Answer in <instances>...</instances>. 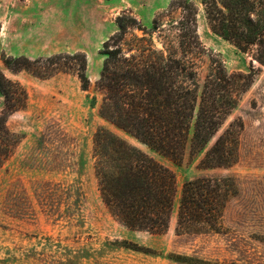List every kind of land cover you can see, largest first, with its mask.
<instances>
[{"label":"rangeland","instance_id":"rangeland-1","mask_svg":"<svg viewBox=\"0 0 264 264\" xmlns=\"http://www.w3.org/2000/svg\"><path fill=\"white\" fill-rule=\"evenodd\" d=\"M180 1L0 0V73L14 83L8 87L15 101L22 89L27 96L25 106L6 118L7 128L21 137L0 166V264H264V65L253 51L242 52L210 31L202 0H187L196 8L201 51L188 54L195 63L194 80L202 83L210 59L221 61L229 73L254 72L216 134L231 122L242 125L235 161L206 168L199 165L201 154L188 152L173 161L98 112L103 93L96 80L103 45L117 31V18H133L124 35V51L135 52L145 43L137 40L143 36L138 25L149 29L155 19L159 30L145 38L156 49L176 48L185 15ZM77 53L85 57L87 89L75 73L52 71L46 61ZM7 58L28 64L30 70H10L3 63ZM5 110L0 91V114ZM100 126L172 171L175 208L164 233L129 230L102 203L93 166V133ZM226 176L233 179L235 193L224 209L221 230L177 232L182 184Z\"/></svg>","mask_w":264,"mask_h":264},{"label":"trees","instance_id":"trees-1","mask_svg":"<svg viewBox=\"0 0 264 264\" xmlns=\"http://www.w3.org/2000/svg\"><path fill=\"white\" fill-rule=\"evenodd\" d=\"M202 3L210 31L242 52L253 51L254 59L264 65V0ZM179 6L185 15L176 48L156 49L145 38V34L159 30L155 19L149 29L138 25L143 36L137 40L145 43L135 52L124 51V35L133 18L126 14L117 18V31L103 45V65L96 80L103 93L98 112L116 128L173 161H180L188 152L190 156L201 154V167H227L235 161L242 125L231 122L219 136L216 134L250 86L254 72L229 73L221 61L210 59L202 83L196 82L195 63L188 59L192 51H200L196 8L187 0ZM112 38L116 40L109 47ZM59 58L63 60H54ZM46 61L52 71L75 73L82 89L88 88L83 54L58 55ZM3 63L12 71L30 70L18 59L7 58ZM13 84L0 73V91L7 108L0 114V166L21 137L6 126L10 112L25 106L27 99L23 89L20 100L12 98L8 85ZM93 158L97 189L112 218L129 230L164 233L175 208L172 171L102 126L93 133ZM234 193L235 183L228 176L185 181L176 204V231L219 232L224 209Z\"/></svg>","mask_w":264,"mask_h":264},{"label":"bare ground","instance_id":"bare-ground-1","mask_svg":"<svg viewBox=\"0 0 264 264\" xmlns=\"http://www.w3.org/2000/svg\"><path fill=\"white\" fill-rule=\"evenodd\" d=\"M142 145H144V144H142Z\"/></svg>","mask_w":264,"mask_h":264}]
</instances>
